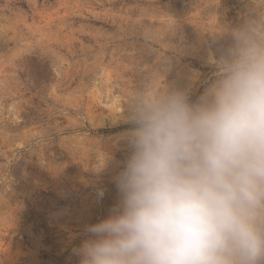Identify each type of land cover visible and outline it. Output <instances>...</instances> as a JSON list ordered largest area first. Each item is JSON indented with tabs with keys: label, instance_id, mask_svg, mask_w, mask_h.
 <instances>
[{
	"label": "rangeland",
	"instance_id": "374dc122",
	"mask_svg": "<svg viewBox=\"0 0 264 264\" xmlns=\"http://www.w3.org/2000/svg\"><path fill=\"white\" fill-rule=\"evenodd\" d=\"M254 47L264 0H0V264H78L144 103H199Z\"/></svg>",
	"mask_w": 264,
	"mask_h": 264
},
{
	"label": "clouds",
	"instance_id": "9594fccd",
	"mask_svg": "<svg viewBox=\"0 0 264 264\" xmlns=\"http://www.w3.org/2000/svg\"><path fill=\"white\" fill-rule=\"evenodd\" d=\"M127 139L117 202L85 226L78 264H264V48L199 103L150 97Z\"/></svg>",
	"mask_w": 264,
	"mask_h": 264
}]
</instances>
